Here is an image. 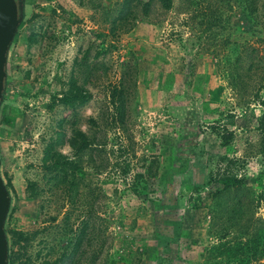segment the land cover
<instances>
[{"label": "rangeland", "instance_id": "1", "mask_svg": "<svg viewBox=\"0 0 264 264\" xmlns=\"http://www.w3.org/2000/svg\"><path fill=\"white\" fill-rule=\"evenodd\" d=\"M120 2L23 0L0 103L7 264L81 231L72 264H264V0H139L111 26ZM59 121L89 145L47 169Z\"/></svg>", "mask_w": 264, "mask_h": 264}, {"label": "trees", "instance_id": "2", "mask_svg": "<svg viewBox=\"0 0 264 264\" xmlns=\"http://www.w3.org/2000/svg\"><path fill=\"white\" fill-rule=\"evenodd\" d=\"M138 2L139 0H121L120 8L116 16L111 21L112 23L111 26L112 25L115 26V23H122L123 21L127 20L131 14V9L133 5ZM159 2L161 4V7L165 10H168L171 7V0H159ZM112 32H113V29L111 30V33ZM33 38L34 36L30 34V36L29 35L27 36L26 40L28 43H34ZM114 91H118V90H115V88H113V92ZM79 93L80 92L78 90L73 89V85L71 84L70 89L68 90L66 94H63L60 101L63 105H67L69 109H73L75 106L74 105L75 101L78 100L77 97ZM119 94H120V96H118L119 100H117L118 108H119V117H118L119 119L118 120L121 122L123 118L124 101L122 98V94L120 92ZM2 97H3V90H2ZM1 101H2V98H1ZM65 113L68 114V111H66ZM255 124L258 128H260L262 132L264 131V113L259 116V119L255 120ZM58 128L59 130H57L54 133V137L46 143L45 149L43 152L42 161L46 165L47 169L51 168V166H54V167L59 166L58 160L60 161L63 158L59 153L55 152L56 147L58 148V147H62L66 145L70 149L74 150L75 152H82L89 145L88 139L84 133L80 131H75L74 136H71L70 138H66L65 133L62 130L61 121L58 122ZM224 141H227V139L224 138ZM225 143L226 142H224L223 144ZM68 165L71 168L73 167L72 163H68ZM220 182L224 188H228L231 185L240 184L239 180L225 177V176L221 178ZM81 241H82V231L80 232V235L75 238V242L71 250H69V252L61 253L55 258H53L52 260L44 261L40 264H72L76 256L77 250L80 247Z\"/></svg>", "mask_w": 264, "mask_h": 264}, {"label": "water", "instance_id": "3", "mask_svg": "<svg viewBox=\"0 0 264 264\" xmlns=\"http://www.w3.org/2000/svg\"><path fill=\"white\" fill-rule=\"evenodd\" d=\"M23 0H0V103L8 46L22 19ZM9 195L0 176V264H7V242L3 230Z\"/></svg>", "mask_w": 264, "mask_h": 264}]
</instances>
